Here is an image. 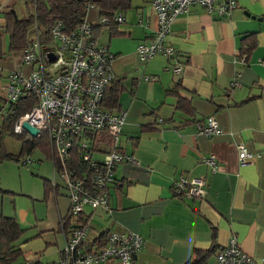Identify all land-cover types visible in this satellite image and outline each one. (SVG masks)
<instances>
[{"label":"crops","instance_id":"0c3cea01","mask_svg":"<svg viewBox=\"0 0 264 264\" xmlns=\"http://www.w3.org/2000/svg\"><path fill=\"white\" fill-rule=\"evenodd\" d=\"M152 1L131 0L122 12L124 21L117 23L122 35L110 36L108 27L93 29L97 43L114 55L107 89L114 101L103 107L126 113L120 149L137 164L116 166L109 212L86 207V243L108 232H132L143 238V246L130 264H186L211 248L202 264L213 261L234 237L245 253L261 261L264 0H236L230 17L192 5L174 19L166 37L174 56L158 53L142 62L137 44L157 29ZM11 10L26 18L34 5L32 0H0L2 15ZM88 17L96 22L97 10ZM244 40L253 47L247 59L239 57ZM5 61L0 62L3 68ZM208 116L216 118L222 133L197 132L194 121ZM239 143L253 153L245 165L238 161ZM7 150L19 154L21 142L18 151ZM45 156L38 173L14 161L0 165V214L24 229L17 242L22 252L17 262L22 264H56L67 238L63 226L71 221L69 197L53 185L55 161L47 151ZM28 173L30 178L22 180ZM181 175L204 178L205 196H174L172 183ZM101 264L122 263L112 258Z\"/></svg>","mask_w":264,"mask_h":264},{"label":"built area","instance_id":"2783aa9c","mask_svg":"<svg viewBox=\"0 0 264 264\" xmlns=\"http://www.w3.org/2000/svg\"><path fill=\"white\" fill-rule=\"evenodd\" d=\"M201 5L208 12L230 17L236 0H153L157 29L148 39L137 44L136 52L142 62L160 53L173 57L175 50L166 37L174 19L190 9ZM88 4L80 24L72 31H64L60 21L48 28L50 39L41 44L39 24L29 28L27 45L20 51L19 67L3 73L0 64V110L10 109L20 97L33 96L35 104L19 116L13 132L23 139L45 138L49 153L55 161L56 179L54 186L61 187L70 200L66 242L56 264H101L106 259H117L130 264L143 246V238L136 233L105 234V242L86 243L88 223L77 224L76 219L84 215L86 207L110 211V187L115 183L116 166L122 162L137 164L134 157L120 149V137L125 112L105 109L102 98L113 80L112 60L114 55L97 43L93 36L96 26L105 27L110 21H124L122 13L112 19L100 17L91 22ZM49 53L53 54L51 59ZM11 59V58H10ZM7 60L0 59V62ZM180 71V67H174ZM154 80V77H144ZM28 122L38 129L33 136L23 126ZM194 125L199 134L212 136L222 133L217 120L208 116L196 120ZM110 145L97 147L102 135ZM253 157L243 143L238 144V161L245 165ZM211 158V157H210ZM212 162V159H208ZM24 164L31 163L25 158ZM174 196L202 198L206 194V180L202 177L179 176L172 183ZM202 264H264L245 253L233 237L216 253L213 261Z\"/></svg>","mask_w":264,"mask_h":264},{"label":"trees","instance_id":"16d2710c","mask_svg":"<svg viewBox=\"0 0 264 264\" xmlns=\"http://www.w3.org/2000/svg\"><path fill=\"white\" fill-rule=\"evenodd\" d=\"M32 3L34 5V13L29 14L26 18H19L12 10L3 13L2 23L5 31L8 33L9 43L7 48L4 49L3 34L0 32V59L7 58L6 55L10 52L21 51L27 45L29 41V28L34 22L39 24L41 44H46L51 40L48 32L50 25L56 21H60L64 31L74 30L83 20L88 4L94 6V10H97L100 17L112 19L115 14L128 10L131 0H32ZM117 26V23L113 21H110L105 26L108 27L110 36L123 34L118 30ZM243 43L245 47H242L239 52V57L247 59L253 48L252 42H245L244 40ZM107 89L102 98V105L105 106V104L108 105L109 103L111 106V103L114 101V96H107ZM34 104L35 99L33 96L29 94L26 96L22 95L17 103L9 107L14 112H7L2 115L3 118L0 126V165L5 161L23 163L25 157L30 155L37 147L49 152L48 142L45 138L27 140L13 132L14 121L29 111ZM7 135L14 136L21 141V151L19 154H12L6 149L3 140ZM103 143L104 146H107V143L110 145L109 139L104 134L97 141L96 146L101 147ZM87 220V217L80 216L77 224L84 225L87 223ZM63 228L67 232L68 223L65 222ZM23 231L24 229L14 218L0 214V264H22L17 262L22 256L17 242ZM96 241L99 244H103L105 242V234L100 235ZM211 251L212 249L210 248V250L190 258L186 264H199ZM33 264L40 263L35 262Z\"/></svg>","mask_w":264,"mask_h":264},{"label":"rangeland","instance_id":"374dc122","mask_svg":"<svg viewBox=\"0 0 264 264\" xmlns=\"http://www.w3.org/2000/svg\"><path fill=\"white\" fill-rule=\"evenodd\" d=\"M3 15L2 13H0V32L1 34H3V47L4 49L7 48L8 46V43H9V37H8V33L5 31L4 27H3ZM6 57L8 58V60H6L4 62V68H3V73H6V68L7 69H17L19 67V59H20V51H13V52H10L6 55ZM11 58V59H10ZM2 84V82L0 83ZM4 114V111L0 110V126H1V123H2V115ZM4 145L6 147V149H10V150H16L18 151L19 150V147H20V140L17 139L16 137L14 136H11V135H7L5 136L4 140ZM46 154V151L45 150H42L41 148H37V149H34L32 151V153L28 156H26L25 158H28L30 160H32V163L29 165V166H25L22 162H19L18 163V167L21 168V169H26L28 172H30L31 174L32 173H38L39 171V164L38 162L40 160H43L44 164L46 163V160L47 157L45 156ZM32 167V168H30ZM44 167V166H43ZM30 173H28V176L27 175H24L22 177V180H25V179H28L30 178ZM13 183L15 184H18V179L17 178H13ZM7 195V193H6ZM4 205H7V203ZM11 208V207H9Z\"/></svg>","mask_w":264,"mask_h":264},{"label":"water","instance_id":"95a60500","mask_svg":"<svg viewBox=\"0 0 264 264\" xmlns=\"http://www.w3.org/2000/svg\"><path fill=\"white\" fill-rule=\"evenodd\" d=\"M50 58H53V54L49 53ZM22 126L33 136H35L38 133V129L34 126H31L28 122H23Z\"/></svg>","mask_w":264,"mask_h":264}]
</instances>
